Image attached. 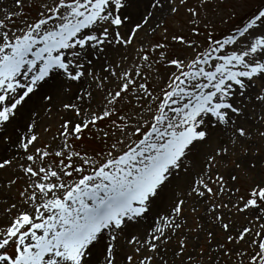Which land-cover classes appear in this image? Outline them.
I'll use <instances>...</instances> for the list:
<instances>
[{"label": "snow or ice", "instance_id": "1", "mask_svg": "<svg viewBox=\"0 0 264 264\" xmlns=\"http://www.w3.org/2000/svg\"><path fill=\"white\" fill-rule=\"evenodd\" d=\"M13 4L0 264H264V4L219 36L210 0Z\"/></svg>", "mask_w": 264, "mask_h": 264}, {"label": "rangeland", "instance_id": "2", "mask_svg": "<svg viewBox=\"0 0 264 264\" xmlns=\"http://www.w3.org/2000/svg\"><path fill=\"white\" fill-rule=\"evenodd\" d=\"M264 4V0H210V6L208 9V15L209 17H219L220 15H223L225 13L230 14L235 11L236 15L234 17H231L230 20L226 23L221 24L219 20L217 19V28L215 35L219 36L221 33H223L229 26V23L233 24H239L243 20H246L247 17L254 12L260 5ZM14 8L13 0H0V9L3 8ZM15 26V25H14ZM152 39L159 40L160 36L157 34ZM60 117L56 112H53L51 115H45L44 116V125L48 126L51 125L49 132L44 133L43 128L39 129L41 132V141L50 139L52 133L56 131V128L59 124ZM81 148L87 147L88 149L98 148L99 145L95 142H86L80 144ZM19 183V182H18ZM189 223L194 225V216L195 214L189 213ZM192 235H195V233H192ZM203 236V234H201ZM222 233L217 229L216 230V238L220 239L222 238ZM203 247L206 253L211 255L212 253L209 251L207 244L203 240V238L199 242ZM188 252L193 254V260L199 259V248L193 250L191 245L188 247ZM225 264H234L233 258H224ZM204 261L206 264L207 257H204ZM185 264H187V260L185 258Z\"/></svg>", "mask_w": 264, "mask_h": 264}]
</instances>
